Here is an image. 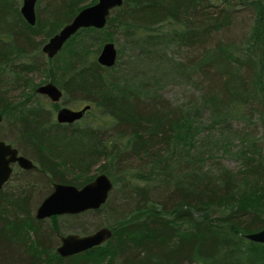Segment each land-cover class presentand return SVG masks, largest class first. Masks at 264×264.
I'll return each instance as SVG.
<instances>
[{
	"label": "trees",
	"instance_id": "obj_1",
	"mask_svg": "<svg viewBox=\"0 0 264 264\" xmlns=\"http://www.w3.org/2000/svg\"><path fill=\"white\" fill-rule=\"evenodd\" d=\"M40 1L31 25L0 0V135L36 165L0 189V264H264L246 237L264 228V0H124L53 58L44 43L98 0ZM115 33L130 53L105 67ZM49 81L109 123L55 121L36 91ZM99 173L114 184L100 209L36 218L54 183ZM87 213L104 220H77L81 234L112 237L62 257L61 218Z\"/></svg>",
	"mask_w": 264,
	"mask_h": 264
},
{
	"label": "water",
	"instance_id": "obj_2",
	"mask_svg": "<svg viewBox=\"0 0 264 264\" xmlns=\"http://www.w3.org/2000/svg\"><path fill=\"white\" fill-rule=\"evenodd\" d=\"M124 0H98L96 3L82 8L74 18L54 34L42 47V51L49 57H55L72 36L81 29L94 27L102 29L106 26L111 12L122 6ZM37 0H23L21 13L31 24L35 25ZM118 59V49L114 42L107 41L97 57L98 62L105 67H112ZM37 93L47 96L52 102H60L63 91L53 82L39 85ZM91 108L90 104L81 109L68 106L61 107L56 120L59 123H74L82 119ZM3 116L0 113V123ZM14 164L24 170L36 167L34 161L20 154L13 144L0 140V189L12 178ZM114 188L113 181L106 173L97 174L94 179L78 187L68 183H54L52 192L47 195L36 209V218L44 220L56 215H76L88 210L100 209L108 200ZM113 235V230L103 226L88 234L68 233L61 235L57 252L62 257H69L91 250L107 242ZM254 242L264 243V228L246 235Z\"/></svg>",
	"mask_w": 264,
	"mask_h": 264
},
{
	"label": "rangeland",
	"instance_id": "obj_3",
	"mask_svg": "<svg viewBox=\"0 0 264 264\" xmlns=\"http://www.w3.org/2000/svg\"><path fill=\"white\" fill-rule=\"evenodd\" d=\"M22 1L23 0H20V4L21 5H22ZM39 4H40V6L42 8H44L45 2L43 0H42V2L40 1ZM36 7H37V5H36ZM114 37L116 39V41H114V43H115L117 49L118 50L119 49H122V53H120V55H118L119 57H118L117 60L124 61V60H126L128 58V55L130 53L129 52L130 49L128 48V44H127L128 41L121 34H119V33H115L114 34ZM174 92L175 91L171 90V91H166L165 93L166 94H173ZM40 96H41L40 102L42 104H44L46 108L52 109L53 108L52 107V103L53 102L47 96H44V95L43 96L40 95ZM58 103L60 104L59 107L68 106V107H71L73 109H81V108H83L85 106V103H79V102L70 103V104H64L63 99H61V101L58 102ZM56 114H57V111L54 113V120L55 121H57L56 120ZM74 123H76L75 126H83V125H86V124H94L95 127L97 125L105 126L106 124L109 123V118L103 116L99 110L93 109L92 112L88 113L82 119H80V120H78V121H76ZM7 125L8 124L3 121V122L0 123V128L6 127ZM2 132L5 134L4 131H2ZM1 139L2 140H5L7 142L10 141V140H8L5 137H3V136L0 135V140ZM97 167H98V165H96L94 167V169H93L94 172L97 171ZM21 170L22 169L19 166H15L14 172L15 173H20ZM96 173H98V171ZM41 197H42L41 195H37V198L38 199L41 198ZM101 219L104 220V216H102V213H87V214H84V215L78 217L77 219H73V218H71L69 216L62 217L61 220H60V223H61L62 227L64 228V230L67 228V230H65V233H78V234H81V232L79 230L80 228L77 225H75L77 220H80V222H79L78 225H85L86 226V223L85 222H81V220L82 221H87L89 224H94V222H96L97 220H101Z\"/></svg>",
	"mask_w": 264,
	"mask_h": 264
},
{
	"label": "flooded vegetation",
	"instance_id": "obj_4",
	"mask_svg": "<svg viewBox=\"0 0 264 264\" xmlns=\"http://www.w3.org/2000/svg\"><path fill=\"white\" fill-rule=\"evenodd\" d=\"M53 103H55V102H53ZM56 103H58V102H56ZM62 107H63V106H62ZM60 108H61V107H60ZM60 108H59V109H60ZM59 109H58V110H59ZM58 110H57V112H58ZM20 154H21V153H20ZM15 166H17V165H16V164H14V169H15Z\"/></svg>",
	"mask_w": 264,
	"mask_h": 264
}]
</instances>
